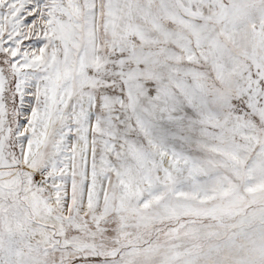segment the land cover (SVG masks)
<instances>
[{
	"label": "snow or ice",
	"instance_id": "6c2138e0",
	"mask_svg": "<svg viewBox=\"0 0 264 264\" xmlns=\"http://www.w3.org/2000/svg\"><path fill=\"white\" fill-rule=\"evenodd\" d=\"M0 264H264V0H0Z\"/></svg>",
	"mask_w": 264,
	"mask_h": 264
}]
</instances>
